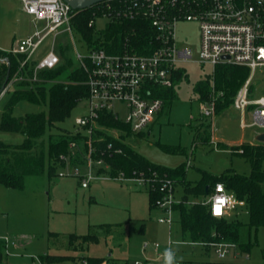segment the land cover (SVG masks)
Returning <instances> with one entry per match:
<instances>
[{"label":"rangeland","instance_id":"1","mask_svg":"<svg viewBox=\"0 0 264 264\" xmlns=\"http://www.w3.org/2000/svg\"><path fill=\"white\" fill-rule=\"evenodd\" d=\"M109 24V19L101 17L96 19L94 29L100 34ZM29 32H32V25L21 10L20 0H0V49L12 47L16 39ZM62 38L66 40L63 44ZM178 38L192 49L194 59L179 67L182 80L177 81L174 87L176 99L171 102L164 100L162 111L143 132L132 133L126 139H121L115 130L108 132L154 165L173 170L183 166L190 182L199 181L203 173L216 177L227 172L249 175L250 163L231 151L242 142L248 143L257 132L264 131L257 127L241 128V115L233 108L235 98L228 114H215L213 119L203 116L202 105L213 102L216 107L223 102V95L212 86L210 96L203 102L195 88L212 80L218 67L198 63V23L181 22ZM49 45L50 40H47L44 48ZM89 49L93 46L75 28L72 35L60 38L56 53L63 64L74 69L79 66L77 52L87 55ZM14 81L13 78L0 97V113L18 87ZM249 91L250 98L264 95V69L257 70ZM117 109L124 120L126 108L116 104ZM46 110L23 101L14 107L13 115L22 118ZM86 113L87 106L83 101L63 122L48 130L44 140L38 141L36 151L43 150L47 155L50 140L59 142L66 134L75 133L77 120ZM252 116L253 110L249 108L245 115L246 123L253 122ZM24 140L20 134L0 132V142L6 146L15 148ZM82 168L85 170L84 164ZM58 174L57 168L52 176L46 172L27 177L22 190L0 184V240L8 239L11 244L8 252L4 249L0 264H39L30 256L37 257L41 264H46L47 258H50L48 264H82L89 258L132 264L136 260H144V243L166 244L168 228L157 222L160 213L150 209L151 197L146 190L116 181L100 182L87 190L81 188L78 178H61ZM177 189L183 191L180 185ZM205 198L203 195L202 199ZM231 217L244 223L248 221L246 211H237ZM180 230V222L177 221L173 226L175 240L182 239ZM86 236H92L96 241H85ZM240 247L249 254L250 262L264 264V227H244ZM176 251L183 260H200L204 254L202 247L178 246Z\"/></svg>","mask_w":264,"mask_h":264},{"label":"built area","instance_id":"2","mask_svg":"<svg viewBox=\"0 0 264 264\" xmlns=\"http://www.w3.org/2000/svg\"><path fill=\"white\" fill-rule=\"evenodd\" d=\"M20 3L22 12L30 20L32 32L16 40L7 52L22 56L24 63L35 62L32 80L37 81L40 72L54 70L60 65L57 44L61 37L73 34L75 13L79 11H74L64 0H20ZM97 5L102 12L101 17L110 22L120 19L148 21L154 31V39L148 54L137 53L126 43L121 52L105 49H89L87 55L77 52L78 67L87 77V113L77 120L78 129L71 134L85 138L86 144L78 141L69 144L68 154L59 157V177L78 178L82 189H88L94 182L107 180L134 184L149 193H160L156 201V210L160 213L157 222L168 228L166 244L144 243V260H136L132 264H164V250L168 247L176 250L178 246L204 249L200 260H182L181 264H255L235 242L223 239L194 241L182 230L179 232L182 239L175 240L173 226L179 221L175 207L183 202L177 199L175 182L155 171L129 177L123 173L110 175L111 167L104 152H99L94 145L93 135L96 131L104 132L119 141L108 132L110 129L99 126V119L105 113L128 126L132 133L143 132L154 123L164 107V100L157 97V92L173 88L180 65L194 59L192 49L179 41L178 25L181 22H196L199 25L198 63L212 67L230 64L250 70L249 78L235 97L233 108L241 115L242 129L257 127L264 131V95L249 97L255 73L264 69V0H108ZM96 19L89 23V27L95 26ZM47 40H50V45L44 48ZM61 41L62 44L66 42L65 38ZM14 80L17 83L22 78ZM116 104L126 108L124 120L121 119V112L116 110ZM249 108L253 110V122L250 124L245 121ZM202 114L207 119H213L215 104H203ZM111 149L112 145H109L108 151ZM186 203L204 206L213 218L223 220H231L235 212L245 211L246 208V202L227 191L222 183L215 184L205 199ZM4 241L8 252L10 241ZM30 258L41 263L35 256Z\"/></svg>","mask_w":264,"mask_h":264},{"label":"trees","instance_id":"3","mask_svg":"<svg viewBox=\"0 0 264 264\" xmlns=\"http://www.w3.org/2000/svg\"><path fill=\"white\" fill-rule=\"evenodd\" d=\"M97 7L98 5H95L76 12L74 18L75 28L80 31L88 44L93 46V49L121 52L126 43L131 50L140 54H148L151 51L154 31L148 21L116 20L110 22L107 29L98 34L94 29L95 26L89 27L92 20L102 16V12ZM5 58L10 63L9 82L13 78H22V80L16 83L17 89L9 96L1 110L0 132L20 134L25 140L23 144L15 148L0 142V184L22 190L27 177L43 175L46 172L48 176L55 174L57 168L61 167L58 165L59 157L68 154L71 142L78 141L83 145L86 144L85 138L75 137L68 133L59 142L49 139L47 155L43 150L36 151L38 141L44 140L48 130L63 122L81 102L87 99L88 89L85 85L87 77L82 69L79 67L68 68L61 59L57 68L40 72L37 81H33L32 72L35 62L24 63L22 56L0 50V59ZM216 67L218 68H216L212 80L200 83L195 90L200 93L203 102L210 96L212 86L221 91L223 102H219L215 107V114L221 116L230 112L231 102L234 101L237 93L249 78L250 70L243 66L230 64H221ZM7 72V64L0 61V89L5 82ZM181 80L182 73L179 71L174 77L173 88L159 90L157 97L169 102L176 99L177 94L174 87L176 82ZM23 101L45 107L47 110L17 118L13 115V109ZM98 123L100 127L118 131L121 139L129 138L132 134L128 126L108 113L102 114ZM93 140L98 151L104 152L105 159L111 167L110 175L116 176L123 173L129 177L141 173L148 175L155 171L166 175L177 186H182L185 196L182 199L183 202L175 207V211L182 232L188 235L191 240L223 239L242 245L244 227H264V143H243L231 151L232 154L242 156L250 163L251 172L249 175L227 172L224 176L216 177L203 173L198 182L192 183L187 180L186 168L183 166L173 170L154 165L123 142L111 138L104 132L96 131ZM109 145H112L111 151H108ZM217 183H222L227 191L234 193L239 200L246 202L247 223L238 219H216L210 215L206 207L186 203L190 196H203L207 187L210 190ZM149 194L151 197L150 209L156 210V201L159 199L160 193L154 191ZM84 240L96 241L92 236H86ZM5 247V241L0 240V263L3 260ZM85 261L88 264H103L105 262L107 264H129L126 261L113 263L105 258H89ZM44 262L50 263V258Z\"/></svg>","mask_w":264,"mask_h":264},{"label":"water","instance_id":"4","mask_svg":"<svg viewBox=\"0 0 264 264\" xmlns=\"http://www.w3.org/2000/svg\"><path fill=\"white\" fill-rule=\"evenodd\" d=\"M74 11H83L86 9L91 8L94 5H97L99 3L108 1V0H64ZM225 60H228V58H224ZM1 62H5L8 66V72L6 75V79L5 82L3 84V86L0 89V97L5 93L8 82H9V78H10V63L8 61V59H0ZM256 141L259 143H264V133H261L258 135V137L256 138ZM209 192V188H206V192H205V196L208 195Z\"/></svg>","mask_w":264,"mask_h":264},{"label":"crops","instance_id":"5","mask_svg":"<svg viewBox=\"0 0 264 264\" xmlns=\"http://www.w3.org/2000/svg\"><path fill=\"white\" fill-rule=\"evenodd\" d=\"M31 32H29V33H27V34H25V36L24 37H26V36H28L29 34H30ZM21 38H23V37H21ZM16 40H18V39H16ZM16 40L14 41V43L12 44V47L14 46V44H15V42H16ZM12 47H10V48H8V49H4V48H2V49H0V50H3V51H9L10 49H12ZM1 114V113H0ZM262 132H257L256 134H255V136H254V138L252 139V140H250L248 143H255V142H257L256 141V138L258 137V135L259 134H261ZM254 140H255V142H254ZM242 143H244V142H242ZM196 144H197V142H196ZM107 180H105V181H97V182H94V183H92L91 185H90V187L88 188L89 190L92 188V186L93 185H95V184H97V183H100V182H106ZM117 182V181H116ZM198 182V181H197ZM118 183H121V182H118ZM192 183H196V182H192ZM121 184H125V183H121ZM87 189V190H88ZM138 190H142V189H139L138 188ZM176 196H177V199H183V197L185 196V194H184V192L183 191H179V189H177V194H176ZM189 200H202V196L201 197H189L188 198ZM159 213V212H158ZM160 215V214H159ZM159 217V216H158ZM143 228V227H142ZM142 231H143V229H142ZM30 258V257H29ZM39 264H41V263H39Z\"/></svg>","mask_w":264,"mask_h":264},{"label":"clouds","instance_id":"6","mask_svg":"<svg viewBox=\"0 0 264 264\" xmlns=\"http://www.w3.org/2000/svg\"><path fill=\"white\" fill-rule=\"evenodd\" d=\"M183 257H178L176 250L172 247H168L163 252L164 264H181Z\"/></svg>","mask_w":264,"mask_h":264},{"label":"snow or ice","instance_id":"7","mask_svg":"<svg viewBox=\"0 0 264 264\" xmlns=\"http://www.w3.org/2000/svg\"><path fill=\"white\" fill-rule=\"evenodd\" d=\"M216 211H217V213H219V211H220L219 207H217Z\"/></svg>","mask_w":264,"mask_h":264}]
</instances>
